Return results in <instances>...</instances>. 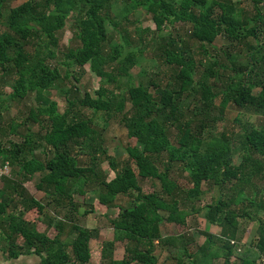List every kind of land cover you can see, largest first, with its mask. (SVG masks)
Listing matches in <instances>:
<instances>
[{
    "label": "trees",
    "instance_id": "obj_1",
    "mask_svg": "<svg viewBox=\"0 0 264 264\" xmlns=\"http://www.w3.org/2000/svg\"><path fill=\"white\" fill-rule=\"evenodd\" d=\"M117 1L24 0L9 7L0 0V121L9 99L33 94L24 123L9 124L11 134L19 136L21 124L27 131L19 140L0 139V159L12 166L0 177L1 250L11 259L36 254L40 264H91L90 241L100 231L82 225L79 216L95 212L93 203L80 210V197L92 192L105 209L117 208L112 239L101 241L97 264H258L264 254V125L236 118L239 132L216 129L230 103L264 113V0H251V10L239 0H120L114 12ZM140 9L155 28L139 24L131 32L129 15ZM69 19L61 65L71 70L63 75L54 48ZM144 32L155 46L151 58L159 56L170 69L165 82L145 84L130 71L144 56ZM218 36L230 46L223 51L230 66L210 53ZM239 45L247 48L243 61L229 50ZM193 47L208 59L196 57ZM95 60L103 80L92 95L81 90L80 69ZM63 79L60 110L47 92ZM115 114L134 140L122 160L109 155L103 133ZM37 173L40 198L26 186ZM142 178L157 188L145 192ZM215 187L216 198L201 205ZM202 210L220 230L201 226L204 240L197 241L186 226ZM241 219L257 222L250 243L239 236ZM166 224L178 230L164 232ZM117 242L122 258L114 255ZM158 247L169 263L160 262Z\"/></svg>",
    "mask_w": 264,
    "mask_h": 264
},
{
    "label": "rangeland",
    "instance_id": "obj_2",
    "mask_svg": "<svg viewBox=\"0 0 264 264\" xmlns=\"http://www.w3.org/2000/svg\"><path fill=\"white\" fill-rule=\"evenodd\" d=\"M9 1V7H14L20 3H22L24 0H8ZM242 3L243 6H245L248 10H251L253 7L252 1L251 0H239ZM123 6V2L120 0L115 2L114 5V12H117L119 8ZM5 12L8 11V7L5 8ZM134 21L133 23H128L127 27L131 32H134V29L136 26L140 24L142 28H151L154 29L155 25L153 21L151 20V15L146 13L144 10H138L136 12H133L129 15ZM71 24V20L69 19L67 22V27L61 31H59L58 36H59V43L56 48H54L57 52V58L54 60V63H58L59 69L64 75L66 70H71V66L66 65H61L62 60L64 59V52L67 50L66 46L68 45L71 32L68 29L69 25ZM182 25V24H181ZM180 25V27H181ZM179 27V26H178ZM179 27V28H180ZM184 29L183 27H181ZM144 40L147 42L144 48V56L141 58L140 62L133 66L130 71L132 72L134 78L136 81H140L142 83L148 84L150 78H155L156 80L159 79L161 81H166L169 77L170 74V69L169 67L164 63L161 62V58L159 56H156V60L151 58L154 49V44L149 41V37L152 36L144 32ZM147 37V38H146ZM146 38V39H145ZM136 39V38H134ZM251 42H254L251 39ZM144 46V45H141ZM229 46V44L226 42V40L223 37L218 36L216 39L214 46L208 45V48L210 50V53L212 55H218L220 61L225 63L226 65L230 66L231 63L230 61L224 56L223 51L226 50ZM192 49L195 50L196 57L202 58L204 60H207L208 58L202 55L201 52H197L199 50L198 47H193ZM233 54H235L240 61H243L244 59V54L247 52V48L245 46H235L231 47L229 49ZM237 59V60H238ZM98 60L95 61H89L86 63L85 66H83L80 70L83 72L82 76L80 77V85H81V90L82 91H88L92 95H95V90L99 87L101 84V80H103L101 77H99L95 71H94V66L97 65ZM226 72V71H225ZM201 76V75H200ZM199 78L198 76H196ZM125 76H121L118 81H120L122 84H124L125 81ZM66 84V79H63L53 87L49 92H47L54 100L57 101L60 110H63L64 108V92L61 89V86ZM105 86L111 87L112 84L110 82L105 81L104 82ZM66 86V85H65ZM6 91H11L10 86L5 87ZM153 90V89H152ZM195 97V94L193 93V90L191 91V96L190 99ZM33 101V94L29 93V95L24 99L21 100H8L7 102V109H4L2 112V118L0 121V139L2 141L6 140L7 138L13 139V140H19L21 139V134L25 133L26 130V124H21L18 128V131L21 133L18 135L11 134L9 132L10 127L9 124L11 122L15 123H24L25 117H26V112L24 111L25 109V104L30 106V104ZM192 103V102H191ZM130 108V103H127L126 109ZM236 118H241L242 122H244L245 125H248V123H254L256 125H264V113L260 111H255L253 108H241L236 106L235 104L230 103L225 111V115L222 121L218 123L216 131L219 132L221 130H226V131H233L234 133H237L241 130V125L237 121ZM27 124L32 130H35L37 132L38 124L33 122V121H28ZM102 127V125H101ZM104 133V138H105V145L107 147V152L109 155L114 156L117 160H122L126 158L127 152H126V145L132 143L134 144V140L131 139L128 136L127 129L124 126V124L120 121V115L115 114L110 116L108 118V125L104 128L103 130ZM6 143V142H5ZM102 167L105 169V171L108 174V179L112 178L114 176V171L111 169L109 166V163L107 160H104L102 162ZM12 168V166H11ZM13 174V172H12ZM40 177V173H37L31 181L26 182V186L28 187V190L35 194L38 198L41 197V193L37 192L36 190V183L38 182ZM181 183L185 186L187 185L186 181L184 178L181 179ZM140 184L142 186V189L145 192H150L153 191L154 189L157 188V183L156 181L150 179V178H142L140 180ZM207 185L204 184V187ZM219 193H217L216 187L212 192L206 193L202 200H200V204L203 205L206 202H210L212 199H215L216 196ZM84 198V199H83ZM86 201V204L83 203ZM80 202L82 207L80 208L81 212L83 209L87 207V204H92L95 206V212L89 213L87 215H80L79 216V221L82 225L87 226L89 228H94L98 227L100 233L98 238H92L90 241L91 249H92V259H91V264H97L99 260L101 259L100 257V246H101V241L104 239H112L113 236V226L111 223V219H113L116 216L117 208H110V209H105L104 206L98 203V201L95 198L94 193L88 192L85 196L80 197ZM123 204L128 205V197H123L122 199ZM58 212V210H57ZM204 210L197 214H193L188 218L187 222V231L193 235H196L197 241H203L204 236L198 232L199 228L202 227H207L210 228L213 232L216 234L219 233L220 227L218 225L210 224L204 219L203 215ZM55 213V209H51V215L52 216H59L60 214ZM57 220V218H56ZM242 224H240V232L239 236L242 238V241L246 240L248 241L247 243L252 242L253 239L256 238L257 236V222L253 221H248L241 219ZM213 225V226H212ZM39 226L41 229L46 228V224L40 222ZM209 229V230H210ZM177 231L178 228L176 227L175 224H166L165 227H163L164 232H174ZM53 231H50V235H53ZM1 241V240H0ZM2 245L0 244V264H40V259L36 254H27V255H21L19 258L16 259H11L8 258L7 254H5L1 250ZM194 248V247H193ZM157 254L159 256L160 262H167L164 261V259L167 256V252L162 250L160 247L157 248ZM124 254V248H123V243L117 242V249L114 253L115 258H122ZM169 263V262H167ZM171 264H174V262H171ZM258 264H264V254H262L261 259H259Z\"/></svg>",
    "mask_w": 264,
    "mask_h": 264
},
{
    "label": "built area",
    "instance_id": "obj_3",
    "mask_svg": "<svg viewBox=\"0 0 264 264\" xmlns=\"http://www.w3.org/2000/svg\"><path fill=\"white\" fill-rule=\"evenodd\" d=\"M11 173V166L9 161L0 159V177L9 175Z\"/></svg>",
    "mask_w": 264,
    "mask_h": 264
},
{
    "label": "crops",
    "instance_id": "obj_4",
    "mask_svg": "<svg viewBox=\"0 0 264 264\" xmlns=\"http://www.w3.org/2000/svg\"><path fill=\"white\" fill-rule=\"evenodd\" d=\"M189 218V217H188ZM213 226V225H212ZM205 229H210V228H207V227H205ZM211 230V229H210ZM212 231V230H211ZM214 231V230H213ZM247 241V240H246Z\"/></svg>",
    "mask_w": 264,
    "mask_h": 264
}]
</instances>
